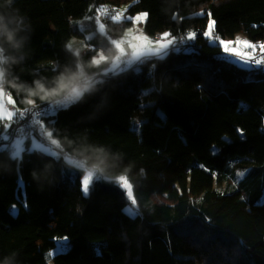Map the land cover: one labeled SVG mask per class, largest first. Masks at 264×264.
I'll return each instance as SVG.
<instances>
[{"label":"trees","instance_id":"trees-1","mask_svg":"<svg viewBox=\"0 0 264 264\" xmlns=\"http://www.w3.org/2000/svg\"><path fill=\"white\" fill-rule=\"evenodd\" d=\"M101 4L127 5L131 16L146 12L142 30L149 36L168 33L176 43L194 32L195 46L173 43L165 56L105 72L118 53L112 41L133 19L111 17L99 32L88 15ZM13 6L30 27L20 33L27 40L12 53L20 62L9 78L51 86L78 60L107 59L96 63L95 91L40 117L64 139L63 145L53 139L60 156L31 149L37 138L16 157L0 145V264H264V67L250 70L220 56V41L238 34L264 42V0H14ZM84 17L95 33L76 56L65 46L83 36L74 22ZM6 90L15 109L31 108ZM83 147L121 154L136 215L125 210L121 175L94 177L89 194L83 192L88 167L76 154ZM69 161L77 165L74 178L62 174ZM246 168L232 190L218 188ZM59 240L65 250L48 258Z\"/></svg>","mask_w":264,"mask_h":264},{"label":"clouds","instance_id":"clouds-1","mask_svg":"<svg viewBox=\"0 0 264 264\" xmlns=\"http://www.w3.org/2000/svg\"><path fill=\"white\" fill-rule=\"evenodd\" d=\"M13 5L14 0H2L0 2V90L8 88L15 90L17 95L21 97V102L31 108L39 107L38 101L54 104L62 100L68 91L67 88H61L62 81L65 83L71 81L81 85L85 80L93 81L90 87L85 90L84 95L95 91L97 89V81L94 76L100 67L99 64L94 63L95 57L87 61L78 60L75 69L66 66L62 72L53 77L51 86L42 79H36L29 85L27 82H21L18 76L13 75L12 78H9L11 72L14 71L13 66L20 62L17 56L12 53L19 51L27 40V37H21L20 33L26 27H30V21L27 17L21 14L20 10ZM70 46L71 44L65 46L67 51L72 50V46ZM73 54L79 56L78 52ZM222 54H225L224 57H228L227 53ZM86 69L90 71H86ZM17 111L19 110L13 109L14 113ZM49 131H52V129H49ZM51 138L61 140L62 145L65 143L64 139L56 136L55 133H53ZM55 145L52 144L54 149L57 150ZM4 146L12 148L11 143H7ZM58 149L60 150V146ZM76 154L78 158L86 159L88 170L99 176L109 177L110 173H114L111 178L115 179L116 176L129 171L128 166H124L122 171L119 170L121 168L119 163L121 154L119 152L116 153L115 157H112V154L108 151L83 147L76 150ZM33 176L39 179L37 173L34 172Z\"/></svg>","mask_w":264,"mask_h":264},{"label":"rangeland","instance_id":"rangeland-1","mask_svg":"<svg viewBox=\"0 0 264 264\" xmlns=\"http://www.w3.org/2000/svg\"><path fill=\"white\" fill-rule=\"evenodd\" d=\"M112 5V4H111ZM126 8L127 5H121V6H116L114 7L113 13H112V18L114 21H121L122 19H127V18H132L133 19V25L131 27H129L128 29H126V31L123 33V35H121L119 38L114 39V41H118L121 42V46L125 49V53H127L128 55H122V57L120 58V60H117L116 57L119 56V50L118 53L111 59L109 66L107 68V70L105 72H110L112 71L113 74H117V72H121V65L124 63L123 61H127L129 59H133V57L131 56L132 52L134 51V48L132 47L133 45H135V50L138 51L141 55L140 58L138 60H134L133 64L134 66L138 67L139 65L136 62H139L140 60H142L143 58L150 57V56H156L157 54L155 52H151L149 53L147 51V48L149 46H151L152 48L156 47L157 41L161 42V43H167V40H169L170 38L167 37L165 38L164 35H162L159 39H154L153 36H149L147 34H145L142 30V23L146 20L147 18V13L146 12H138L135 15L131 16L129 13L126 12ZM146 14V15H145ZM116 17H119V19H116ZM140 17L139 20H137L136 18ZM109 19V18H108ZM106 19V20H108ZM104 21V20H103ZM214 21L213 19H209V24ZM102 21H99L97 23V30L99 32L104 33V26L101 23ZM105 22V21H104ZM215 22V21H214ZM75 27L78 30L79 33L83 34L82 37H78L76 39L73 40V43L71 42V46L72 48H74V50H77L79 52L86 50L89 46L84 42L85 39L88 41L89 38L95 33V31L90 30L87 31L86 28L90 26L89 20L87 17H84L82 19H78L75 22ZM215 25V23L212 25V27ZM209 31V27L207 28V31ZM213 33V29L211 28V36ZM188 36V34H187ZM210 37V36H209ZM242 38V39H241ZM238 41H247L253 45H256L255 50L257 47H261L264 42H257V44H255V42L249 40L248 38L238 34L236 35V39H229V40H224L222 47H223V51H224V47L227 45L228 47L230 45H232L233 48V42H235V47L233 48V50H239V52H242L241 46H243L242 44L238 43ZM149 42H151V45H149ZM73 44V45H72ZM75 46V47H74ZM77 48V49H76ZM169 48L164 51L163 53L158 54L157 56H165L166 53L168 52ZM232 51V50H231ZM225 52V51H224ZM121 54V53H120ZM228 54V53H227ZM248 54V51L245 53ZM250 55V54H249ZM104 56V55H101ZM100 57H97L96 59H99ZM229 60L231 59L237 66L242 67V68H248V64H245L244 62L237 60V58L234 55H230ZM95 59V60H96ZM128 67H130L128 65ZM9 97L11 96H7L5 94V92L3 90H0V104H3V108L8 110V111H13V107H12V103L9 102ZM12 99V97H11ZM13 100V99H12ZM2 111V110H0ZM15 114V113H14ZM13 114V116H14ZM12 116V117H13ZM3 120H9L6 117L5 118H0ZM134 126L138 127L139 126V122L138 119L135 120L134 122ZM8 129H5V131L7 132ZM45 131V128L43 127L42 131L39 132H35L33 136H31L30 138L32 139V141L34 142L35 138H37V141L34 142V147L31 146V149H40L43 150L44 152L48 153H52L53 155L55 154L57 157L60 156L57 152V150H55L54 148L50 147V144L45 143L42 139H41V134H43ZM10 136V134L7 132L5 134V137L7 138V143H11L12 146V155L14 157H16V155H19L22 151L23 148V141L22 138L20 137H15L11 140V138H8ZM39 144L40 147L37 148L36 145ZM49 145V146H47ZM3 146V145H1ZM49 153V154H50ZM70 163H73L71 161H69ZM73 166V167H72ZM77 165L76 164H72V165H66L65 163H63V169H62V174L65 175V173H67V171H69L70 173V177L74 178L75 173H76V169ZM250 171V168H246V169H240L237 171L236 174V179L235 181H230L231 183H220V185L218 186V188L222 191H228V190H232V185L236 184L238 180L243 179ZM89 172V170H87L81 179V183L83 180L84 175H86V173ZM93 182V181H92ZM20 184L21 186L23 185L22 180L20 179ZM92 184V183H91ZM91 184L89 187V192L91 189ZM82 185V190H83V184ZM133 188V187H132ZM126 196H127V190L123 189ZM84 192V191H83ZM89 192L87 194H89ZM133 197H134V192H133ZM133 197H128V204L125 207L126 212H128L130 215H136L138 210L135 204H132V199ZM129 209H131L132 211H129ZM16 212V209H15ZM66 247V244L63 240H59L57 242V247L53 250H50L47 252V257L51 258L55 253L60 252V251H64ZM51 263V261H50Z\"/></svg>","mask_w":264,"mask_h":264},{"label":"snow or ice","instance_id":"snow-or-ice-1","mask_svg":"<svg viewBox=\"0 0 264 264\" xmlns=\"http://www.w3.org/2000/svg\"><path fill=\"white\" fill-rule=\"evenodd\" d=\"M116 19H119V17H116ZM136 19L139 20L140 17H137ZM214 23L215 22L212 21L209 24V26H208L209 27V31L204 33V35L211 36V28H212V25ZM168 35H169L168 33H165L164 37L167 38ZM195 35H196V33H194V32L189 33L188 36H187V39H193L195 37ZM112 43L115 45V48L119 50L121 55H128L127 53H125V49L121 46V42L112 41ZM173 43H174V41L171 40V39L167 40V43H161V42L157 41L156 47L152 48L151 46H149L147 48V51L149 53H151V52H155L157 54L163 53ZM220 43L223 44V41H220ZM238 43L242 44L245 48H248V49H253L254 50L255 47H256V45H253V44H251V43H249L247 41H238ZM149 45H151V42H149ZM132 47L134 48V51L131 54L133 59H129L127 61H124V63L126 65H129V66H131L133 64L134 60H138L140 58V55H141L138 51L135 50V45H133ZM224 51L225 52H231V49L226 45L224 47ZM234 55L237 56L239 58V60L244 62L245 64H251V63L259 64V63H261V60L255 58L253 55H248V54H244V53H241V52H235ZM103 59H107V57L101 56L99 59H96L94 61V63H100L101 60H103ZM116 59L120 60V57L118 56V57H116ZM92 83H93V81H88V80H85L82 85L81 84H77V83H73L71 81H69L67 83L62 81L61 82V88L62 89L67 88L68 91L64 95L63 99L58 101L57 104L66 108L70 104L77 103L84 96L85 90L88 89ZM9 102L12 103V104L15 103V101L12 100L11 97H9ZM0 110H2V111H0V118H5L6 117L9 120L12 119L13 112L4 109L3 108V104H0ZM24 111L30 113V119L31 120H34L37 124L40 123V121L38 119L41 116V112H40L39 108H37L35 111L30 110V109H25ZM23 115H24L23 112L20 113L21 117H23ZM20 130L22 131L23 129H20ZM42 135H43V137L48 139V137H51L53 135V133L48 131L47 129H45V131H44V133ZM36 147L39 148L40 145L37 144ZM98 176H99L98 174H96V173H94L92 171H89V172L86 173V175H84L83 180H82V184H83V191H84L85 194H87L89 192V187H90V184L92 183L94 177H98ZM116 179L118 181V185L122 189L127 190V196L128 197H133V188H132V184L130 183L129 179L126 176H124V175L118 176ZM135 203H136V200L133 197L132 204H135ZM129 211H132V210L129 209Z\"/></svg>","mask_w":264,"mask_h":264},{"label":"built area","instance_id":"built-area-1","mask_svg":"<svg viewBox=\"0 0 264 264\" xmlns=\"http://www.w3.org/2000/svg\"><path fill=\"white\" fill-rule=\"evenodd\" d=\"M102 5L103 6H100V7L96 6L94 8V11L89 16V18L91 20H93L94 22L103 21V20H106L112 16L114 6L111 4H102ZM156 37H159V35H156ZM172 46H173V48H175V47L176 48H181V47L193 48L195 45H194V40L187 39V36L181 35L180 38L178 39V41L176 43H174ZM220 56L224 57L225 54H220ZM253 56L257 59H260L261 63H259V64H257V63L248 64L249 65L248 68L250 70H253V69H256L258 67H264V44L261 47H258L256 49V51L253 53ZM142 62L143 63L146 62V59L142 60ZM3 91L8 96V94H9L8 91L7 90H3ZM59 106L60 105H58L57 103H54V104L46 103L45 105H43L41 107H37V108H39V110L41 112V116H42L43 114H45V113H47L53 109H57ZM37 108H30V110L35 111ZM22 112L24 113L23 117L20 116V113H22ZM40 117L38 118L39 121H40ZM0 123H1L0 124V145L7 144V138L3 134L5 129H8L7 132L10 134V136L8 138H11V140L15 137H20V138L27 137V136L31 137L34 135L35 132H39V131L43 130V126H42L41 122L39 124H37L34 120H31L30 119V113L25 112L24 110H19V111L15 112V114L11 120L0 119ZM20 129H23V130L21 131ZM41 139L47 144H55L56 143V142H53V139L51 137H48V139H46L45 137H43L42 134H41ZM57 147H59V144L57 145Z\"/></svg>","mask_w":264,"mask_h":264},{"label":"crops","instance_id":"crops-1","mask_svg":"<svg viewBox=\"0 0 264 264\" xmlns=\"http://www.w3.org/2000/svg\"><path fill=\"white\" fill-rule=\"evenodd\" d=\"M233 39H236V36L233 38ZM242 39V38H241ZM235 42H233V48L235 47V44H234ZM229 48L232 50L231 52H224L223 51V53H228V57L230 56V55H234V53L235 52H239V50H233V48H232V45H230L229 46ZM258 48V47H257ZM256 48V49H257ZM77 49V48H76ZM241 49H242V52L241 53H246L247 51H248V55L250 54V55H253V53L256 51L255 49L253 50V49H248V48H245L244 46H241ZM78 53H80L79 51H78V49L76 50ZM157 54V53H156ZM160 54V53H159ZM158 55V54H157ZM153 56V55H152ZM235 56V55H234ZM227 57V58H228ZM236 58H237V60H239V58L237 57V56H235ZM229 59V58H228ZM231 60V59H230ZM232 61V60H231ZM233 62V61H232ZM13 112V111H12ZM13 114H14V112H13ZM6 134V132L4 131V135Z\"/></svg>","mask_w":264,"mask_h":264},{"label":"bare ground","instance_id":"bare-ground-1","mask_svg":"<svg viewBox=\"0 0 264 264\" xmlns=\"http://www.w3.org/2000/svg\"><path fill=\"white\" fill-rule=\"evenodd\" d=\"M100 6H103V5L101 4V5H99L98 7H100ZM90 15H91V14H89L88 17H89ZM109 18H111V17H109ZM86 30H87V28H86ZM87 31H90V30H87ZM156 35H159V37H156ZM156 35L153 36L154 39H159V38L161 37V34H160V33H158V34H156ZM192 40H194V38H193ZM145 58H148V57L146 56ZM148 61H150V60H148ZM124 70H125V69H124ZM57 109H59V108H57ZM57 109H53V110L51 111V114L54 113V112H56ZM47 115H49V114H43L41 117H45V116H47ZM0 124H1V123H0ZM2 125H3V124H2ZM30 139H31V138H30L29 136H27V137H23V138H22L23 145H24V143H25L26 141H30Z\"/></svg>","mask_w":264,"mask_h":264}]
</instances>
